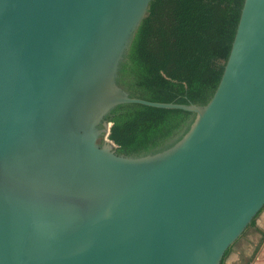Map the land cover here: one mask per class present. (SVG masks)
<instances>
[{"label":"water","instance_id":"obj_1","mask_svg":"<svg viewBox=\"0 0 264 264\" xmlns=\"http://www.w3.org/2000/svg\"><path fill=\"white\" fill-rule=\"evenodd\" d=\"M153 0H0V264H222L264 209V0L208 104L132 97ZM126 104L194 113L162 151L109 140Z\"/></svg>","mask_w":264,"mask_h":264},{"label":"trees","instance_id":"obj_2","mask_svg":"<svg viewBox=\"0 0 264 264\" xmlns=\"http://www.w3.org/2000/svg\"><path fill=\"white\" fill-rule=\"evenodd\" d=\"M244 1L153 0L122 66L120 84L132 97L149 102L208 104L223 76ZM195 117L184 110L121 105L107 118L108 138L118 154L140 157L174 145Z\"/></svg>","mask_w":264,"mask_h":264},{"label":"crops","instance_id":"obj_3","mask_svg":"<svg viewBox=\"0 0 264 264\" xmlns=\"http://www.w3.org/2000/svg\"><path fill=\"white\" fill-rule=\"evenodd\" d=\"M263 239L264 211L233 246L224 264H264Z\"/></svg>","mask_w":264,"mask_h":264}]
</instances>
